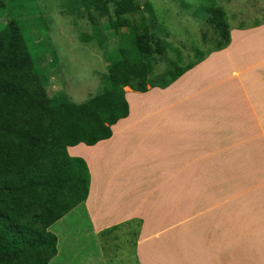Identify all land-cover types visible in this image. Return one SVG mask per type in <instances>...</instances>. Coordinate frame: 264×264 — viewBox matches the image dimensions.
<instances>
[{
	"label": "rangeland",
	"instance_id": "rangeland-1",
	"mask_svg": "<svg viewBox=\"0 0 264 264\" xmlns=\"http://www.w3.org/2000/svg\"><path fill=\"white\" fill-rule=\"evenodd\" d=\"M60 1L22 0L21 5L23 6L11 8L15 9L14 15L20 14L15 17L21 18L26 23L27 33H25L28 37H32L34 42L43 39L48 32L50 33L52 44L56 48V57L58 61L61 60V64L56 62L53 66L57 68L51 69L50 74L46 69L47 63H37V66L41 68L46 88L52 85L49 91H56L62 84L61 86L71 95L73 101L80 103L100 91L102 74L108 73L104 51L107 49L106 53L110 55L116 46L110 47L108 41L111 35L108 30L97 33L103 42L102 45L94 36L89 37L92 36L93 30L87 13L85 16L76 14L75 21H72L70 15L60 14ZM138 3L141 8L145 6V3H149L153 9L154 19H151L148 10L141 9L140 12L130 16L132 23L138 24L144 16L152 32L181 49L185 62L195 60L194 50L196 48L205 51L213 47L212 40L215 33L209 26L208 30L204 23L207 18L205 7L212 4L210 0H138ZM216 4L224 6L231 27L242 28H235L229 47L211 54V58L203 61L200 67L201 63L195 66V79L201 78L202 82L206 83L205 89L207 90L203 92L204 89L201 88L203 84L201 87L199 85L189 87L191 96L185 94L182 100L174 95V91H169L168 94L158 93L157 97L150 95L148 91L150 97H147V100L137 98L143 104L136 109L135 123L122 124V127L126 129L117 130V134L114 131L115 140L112 142L120 143L121 141L125 150H129L131 164H133L131 169L138 174L137 176L148 174V161H145L146 163L142 161V167L134 165L140 157L138 151H145L148 158L154 155L163 156L166 152L159 147L160 141H153L151 145L148 142H141L140 138L134 141L133 136L137 135L135 129H139L137 124L142 119L155 116L153 119L156 126H166L160 129L165 133L161 137L162 146H168L166 150L168 155L170 146L180 147V163L177 165L180 178H175L179 182V187L185 189V192L192 189L202 195L210 190L219 192L222 187V209L220 210L222 223L227 220L233 221L236 226L243 221L245 223L248 216L241 219L240 214L254 206L253 202L261 199L260 191H264V26L259 25L261 27L248 30L251 29L250 26L262 20L264 0H216ZM91 17L97 19V14L93 12ZM40 20L48 25L46 29ZM33 22L37 25L39 23L38 29L34 30L29 26ZM201 28L208 30L207 35L211 38V43L206 45L201 43ZM81 36L89 39L83 41L82 38L80 39ZM36 55L40 56V60H45L40 50ZM170 66V62L162 59L154 67L153 72L154 74L163 73ZM58 77H63L64 83H59L57 80L58 82L53 84ZM128 89L125 87V92H129L130 89ZM206 92L209 94L207 95ZM131 97L132 95L129 97L132 108L133 97ZM185 100H192L199 108L204 107L206 110L202 112L206 116H192L193 119L185 116L183 113L186 111L184 110L191 109L186 105ZM208 108L214 113L212 118L208 117L211 115ZM210 119L212 124L209 126H216L219 130L217 136L210 135L213 137L211 142L207 139L204 142L202 139V143H189L187 139L195 135L194 130L204 128ZM172 121H177L179 127L176 125L172 127L178 128V133H174L169 127ZM183 126L189 132L181 134L180 129ZM174 134L179 136V140L172 136ZM106 142L111 143L108 139L103 142L105 148L101 150L104 149L102 159L104 157L105 160L108 145ZM209 150L212 151L209 156L213 158L212 164L209 165L207 160L205 163L204 161L197 163L206 156L205 151ZM98 152L95 151V157ZM96 159L101 161L100 158ZM111 160L115 163L118 161L116 157L109 158V161ZM218 163L222 166V181L214 178L209 171ZM89 164H91L90 167L88 165L90 174L95 173L98 170V164L91 163V160ZM146 166H148L147 169ZM102 167H104L103 173H107V162H103ZM118 173L117 176L124 180L121 170ZM227 174H237L242 178L239 181L238 179L233 180ZM183 176L185 177L182 178ZM114 178L117 179L115 175ZM104 180L106 181L105 176ZM139 185L143 186V184ZM141 192L144 196H141L142 198L137 203L142 202L144 198L147 200L150 198L151 192L148 187H142ZM236 199L239 200L238 204H236ZM123 202L126 201L120 203ZM241 207L243 210H240ZM261 218L263 219L257 222V226L259 225V228L261 226L264 230L262 222L264 214ZM139 225L138 220H132L129 223L118 225L113 231L95 235L90 227L84 205H78L50 227V231L58 237L59 258L56 264L59 262L61 264H138L136 243ZM239 228L240 230L231 231L230 240L239 238L242 240L245 238L242 235L246 232H251V234L255 232V226L248 225L243 229ZM225 235L226 233L222 232V236ZM258 239L260 247L257 248V252L260 255L259 261L263 264L264 239L260 234Z\"/></svg>",
	"mask_w": 264,
	"mask_h": 264
},
{
	"label": "trees",
	"instance_id": "trees-1",
	"mask_svg": "<svg viewBox=\"0 0 264 264\" xmlns=\"http://www.w3.org/2000/svg\"><path fill=\"white\" fill-rule=\"evenodd\" d=\"M210 1L204 23L215 33L213 47L196 48L195 60L185 62L181 49L152 32L144 16L132 23L130 16L141 9L154 19L149 3L141 8L138 0H61L60 14L75 21L87 13L93 30L88 36L102 45L97 33L108 30V43L116 46L110 55L104 51L108 73L102 74L100 91L76 103L62 84L49 91L52 85L46 88L37 66L47 63L51 74L57 68L53 65L61 64L50 33L34 42L26 34V23L15 17L20 14L13 13V7L23 6L22 0H0V264H56L58 237L50 227L84 205L90 187L86 161L71 156L68 148L93 146L112 136L111 127L128 116L125 87L133 93L165 90L211 53L230 45L231 30L242 27H231L224 6ZM93 12L98 20L91 17ZM262 24L264 16L249 28ZM29 26L36 30L40 25ZM208 30L201 28L203 45L211 43ZM38 50L45 60L37 57ZM162 59L171 66L154 74ZM57 80L64 83L58 77L53 84Z\"/></svg>",
	"mask_w": 264,
	"mask_h": 264
},
{
	"label": "crops",
	"instance_id": "crops-1",
	"mask_svg": "<svg viewBox=\"0 0 264 264\" xmlns=\"http://www.w3.org/2000/svg\"><path fill=\"white\" fill-rule=\"evenodd\" d=\"M262 26H264V24H262ZM259 27L261 26L248 30ZM234 30H231L230 43L232 42ZM241 31L243 32V30ZM211 54L204 61L210 59L212 56ZM202 62L199 67L202 65ZM195 70L196 68L194 67L185 73L171 87L167 90L165 89L166 91L150 89V95H155V97H157L158 93L168 94L169 91H174V95L182 100L185 94L191 96L188 90L189 87H195L197 85L201 87V84H203L201 87L204 89L203 92L206 91V83L202 82L201 78L195 79ZM149 92L132 93L130 90L129 92L126 91V99L129 104L130 114L111 127L112 136L108 140L112 144L106 142L108 144L106 147V160L104 157V160L102 159L104 149L101 150L103 147L105 148V143H103L104 140L99 141L93 146L80 144L73 148H68L67 150L71 156L83 158L89 167L91 166L89 160H91V163H96L99 166L95 173L90 174L89 192L84 203L92 232L95 235H99L107 230L114 229L122 223L139 220L140 225L136 243L138 264H261L262 261H259L260 255L257 252V248L260 247L258 244V235L260 234L264 239V230L261 226L260 228L258 227L259 225L257 226V222H261V219H263L261 217L264 214V191H260L261 199L258 200V202H253L254 206H251L250 209L240 214V216H242L241 219L248 216L245 223L243 221V223L236 226H234L235 224L233 221L227 220L222 223V213L220 212L222 209V187L219 192H217V190H210L203 195L192 189H188L186 190L187 192H185V189L179 187V182L175 178H180V174L177 172V165L180 163V147H175V145L170 146V153L168 155L166 151L168 146H162L161 137H163L165 133L160 129L166 126H156L153 119L155 116L145 120L142 119V121L137 124L139 129H135L137 135L133 136L134 141L140 138L139 140L141 142H148L151 145H153L151 143L153 141H160L159 147L166 152L163 156L160 155L156 157L154 155L152 158H148L145 151H138V156L140 157L138 162L134 165L142 167V161H148L147 165L149 167L146 166V169L148 167V174L137 176L138 174L134 173L131 169L133 168V164H131L129 150H125V146L123 147L121 145V141L120 143L112 142L115 140L114 131L115 134H117V130L123 128L122 124L135 123L134 120L137 114L136 109L143 104L142 101L140 102L139 100H147V97H150L148 96ZM208 94L209 93H207V95ZM131 95L133 98L139 99L136 100V104H133L132 107L134 109L130 106L129 97ZM201 99L203 100V96ZM196 101L198 102L199 100ZM185 102L186 105L191 108L184 110L186 111L183 113L185 116H206V114L202 112L206 110L204 107H197L198 105L192 100H185ZM192 105L194 107H192ZM207 110L210 111L211 109L208 108ZM210 112L211 115L208 117L212 118L214 113L213 111ZM211 124L212 122L210 119V122L204 125V128L200 127L198 130H194L195 135L188 138V142L200 143L202 139H204V142H206L205 139L211 142L213 137L210 135L217 136L219 133L216 126H209ZM173 125L179 127L177 126V121H172L169 127L174 133H178V128L175 127L176 129H174L172 127ZM184 127L185 126L180 129L181 134L182 132H189ZM124 129L126 128L122 130ZM199 131H202V133H199ZM172 136H175V138L179 140L178 135L176 136V134H174ZM100 150L101 152H98ZM95 151L98 152L96 157L94 156ZM211 152V150L205 151L206 156H204L203 159L201 158L202 160L197 161V163H202L203 161L205 163V160H207L210 165L211 160H213V158H209ZM112 157H116L118 161L116 163L112 160L109 161V158ZM96 158H100L101 161ZM102 161L107 162V173H103L102 171L104 169V167L101 168L103 164ZM119 170H121L124 180L117 176L119 175ZM209 171H211L212 176L214 175V178L216 177V179L222 181V166L219 165V163L214 168L209 169ZM114 175L117 179L114 178ZM227 175L233 180L238 179L239 181L242 178L237 174ZM104 176L106 181L104 180ZM184 177L185 176L182 178ZM139 184H143L142 187H148L151 194L148 200L144 198L142 202L137 203L139 199L142 198L141 196H144L141 192L142 187ZM162 189H164V191H162ZM118 200L120 202H126L121 204L120 202L118 203ZM236 200V204H238L239 200ZM240 210H243V208L241 207ZM262 222L264 224V221ZM248 225L255 226V232L252 234L251 232H246L245 235H242L245 237L242 240H240V238H231L232 240H230L229 236H232L231 231L240 230L239 227L243 229ZM222 232H225L226 235L222 236ZM243 233L244 232H242V234ZM59 264L61 263L59 262Z\"/></svg>",
	"mask_w": 264,
	"mask_h": 264
},
{
	"label": "bare ground",
	"instance_id": "bare-ground-1",
	"mask_svg": "<svg viewBox=\"0 0 264 264\" xmlns=\"http://www.w3.org/2000/svg\"><path fill=\"white\" fill-rule=\"evenodd\" d=\"M131 98H132V97H131ZM128 99H129V98H128ZM136 100H137V99L134 97V98H133V104H136ZM132 108H133V107H132ZM133 109H134V108H133Z\"/></svg>",
	"mask_w": 264,
	"mask_h": 264
}]
</instances>
